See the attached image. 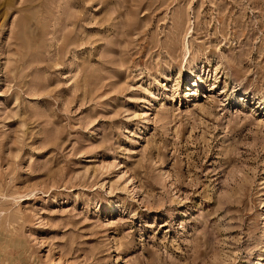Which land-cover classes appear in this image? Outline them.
<instances>
[{"label": "rangeland", "instance_id": "obj_1", "mask_svg": "<svg viewBox=\"0 0 264 264\" xmlns=\"http://www.w3.org/2000/svg\"><path fill=\"white\" fill-rule=\"evenodd\" d=\"M0 264H264V0H0Z\"/></svg>", "mask_w": 264, "mask_h": 264}]
</instances>
